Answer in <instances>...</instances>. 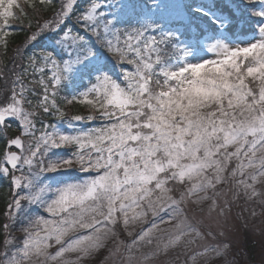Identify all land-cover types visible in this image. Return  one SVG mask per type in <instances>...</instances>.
<instances>
[{
  "label": "snow or ice",
  "instance_id": "6c2138e0",
  "mask_svg": "<svg viewBox=\"0 0 264 264\" xmlns=\"http://www.w3.org/2000/svg\"><path fill=\"white\" fill-rule=\"evenodd\" d=\"M0 264H264V0H0Z\"/></svg>",
  "mask_w": 264,
  "mask_h": 264
},
{
  "label": "trees",
  "instance_id": "16d2710c",
  "mask_svg": "<svg viewBox=\"0 0 264 264\" xmlns=\"http://www.w3.org/2000/svg\"><path fill=\"white\" fill-rule=\"evenodd\" d=\"M22 39H23L22 36L21 37H18L16 42L19 43Z\"/></svg>",
  "mask_w": 264,
  "mask_h": 264
}]
</instances>
